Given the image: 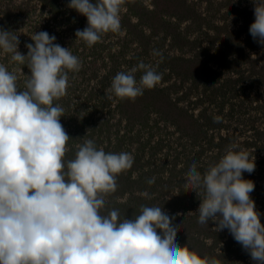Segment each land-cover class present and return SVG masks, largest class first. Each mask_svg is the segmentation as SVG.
<instances>
[{
	"label": "rangeland",
	"instance_id": "374dc122",
	"mask_svg": "<svg viewBox=\"0 0 264 264\" xmlns=\"http://www.w3.org/2000/svg\"><path fill=\"white\" fill-rule=\"evenodd\" d=\"M69 2L0 0V29L16 32L18 51L26 55L30 37L46 31L81 61L80 70L69 73L66 95L56 101L73 139L66 158L74 157L86 134L106 152H129L133 167L118 175L108 208L131 218L141 205L163 207L180 225V247L221 264H254L226 229L218 232L211 221L201 226L197 215L186 218L202 197L184 187L191 165L203 173L234 145L254 160V172L243 177L255 185L250 196L264 224V46L249 33L252 0H121L120 30L92 47L76 40L87 20ZM154 49L163 53L162 62ZM141 61L157 67L162 80L134 100L107 99L116 73ZM0 64L22 70L16 74L23 90L24 75H30L26 65L3 51ZM135 75L139 80L141 73ZM145 191L150 198L140 195Z\"/></svg>",
	"mask_w": 264,
	"mask_h": 264
},
{
	"label": "clouds",
	"instance_id": "9594fccd",
	"mask_svg": "<svg viewBox=\"0 0 264 264\" xmlns=\"http://www.w3.org/2000/svg\"><path fill=\"white\" fill-rule=\"evenodd\" d=\"M252 3L249 33L264 46V0ZM67 6L86 17L87 26L75 37L88 47L121 28V0H70ZM15 33L0 29V51L26 65L30 75H24L21 90L16 71L22 70L0 64V264H221L180 247V225L163 207L141 205L131 218L108 208L107 197L117 190L118 175L133 167V155L106 152L86 134L74 157L66 158L73 139L61 123L65 109L56 101L66 95L69 73L78 72L81 61L46 31L30 37L24 55ZM152 55L163 61L160 50ZM161 80L157 67L141 61L116 73L107 99L134 100ZM234 148L203 173L195 163L189 167L184 187L202 199L186 218L197 215L201 226L211 221L218 232L226 229L254 264H264V224L250 196L255 185L243 177L254 172L255 163ZM147 183L154 184L155 177ZM140 195L150 198L146 191Z\"/></svg>",
	"mask_w": 264,
	"mask_h": 264
}]
</instances>
